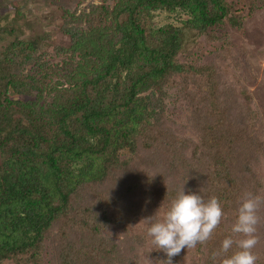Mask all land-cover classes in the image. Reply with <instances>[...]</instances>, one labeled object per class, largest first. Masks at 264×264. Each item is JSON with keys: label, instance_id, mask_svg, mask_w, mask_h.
Masks as SVG:
<instances>
[{"label": "trees", "instance_id": "1", "mask_svg": "<svg viewBox=\"0 0 264 264\" xmlns=\"http://www.w3.org/2000/svg\"><path fill=\"white\" fill-rule=\"evenodd\" d=\"M259 1L261 8L264 0ZM241 3L112 0L110 5L102 0L80 13L62 8L66 17L57 29L68 39L56 48L68 56L62 63L48 50L40 51L51 44L49 31L29 39H20L17 23L0 31V264L27 252L30 263L25 264H43L45 239L56 227L65 250L60 264H104L107 256L119 264V246L113 257L117 243L103 231L126 219L123 209L112 216L110 207L121 201L135 205L133 193L140 184L134 180L147 169L128 171L138 154L147 159L143 167H172L173 182L185 170L190 175L181 183L186 194H200L205 201L215 196L223 216L237 219L238 204L252 183L240 179L260 173L264 140L257 121L248 118L245 126L213 87L231 68L224 55L234 48L228 39L233 29L242 26L246 6ZM171 15L177 19L167 21ZM2 32L16 36L5 44ZM200 38L220 50L205 53L197 44ZM193 44L197 47L189 50ZM203 56L207 61L198 60ZM198 92L206 95L208 106ZM184 102L181 120L170 118V105L184 107ZM166 194L177 196L178 190ZM253 194L261 197L264 190ZM102 202L109 208L93 213ZM74 229L94 237L90 250L72 239ZM228 236L232 232L221 219L211 238L196 244L202 258L193 264H219L213 254ZM236 250L234 245L227 255ZM158 257L166 264L163 250Z\"/></svg>", "mask_w": 264, "mask_h": 264}, {"label": "rangeland", "instance_id": "2", "mask_svg": "<svg viewBox=\"0 0 264 264\" xmlns=\"http://www.w3.org/2000/svg\"><path fill=\"white\" fill-rule=\"evenodd\" d=\"M106 1L111 5L112 0ZM101 2L102 0H0V31L10 26V24L15 25L16 23L19 27L17 35H20V39L32 38L37 35L35 33L38 31H49L46 33L51 38V44L45 48L42 47L40 51L48 50L51 56L54 55L55 62L62 63L68 57L66 53H58L56 50V48H59L61 44L68 40L57 29V26L61 22L64 23L66 17L62 8H70L71 10L77 8L76 11L80 13L89 3L100 4ZM260 2L259 0H243V3L239 4L246 6L245 11H241L242 16L245 14L241 20L242 26L233 29L232 33L235 35H232L228 39H230L234 48L230 52V55H224L232 60L231 68L222 74L221 80H219L218 85L213 87V90L220 92L221 104L226 105L228 110L237 113V118L242 119L245 126L248 123V118L255 119L257 121L258 132L260 133L258 136L264 140V6L261 8L258 7ZM248 10H250V16L247 14ZM19 15H25L26 19L22 22L15 21ZM164 16H166L164 13L160 15V21ZM171 16L170 20L167 18V21H175L177 19L176 16ZM2 33L5 44L11 42L14 36H16L10 35L8 32ZM207 43L204 38H200L197 42L200 47L203 46L205 53H209V55L218 48L220 50L217 44L210 47ZM197 44H193L194 46L192 45L189 50H193V47H197ZM219 55H223L222 51L217 53V59H220V57L218 58ZM215 58L212 55L210 60L215 61ZM198 60L205 62L207 61V57L204 59L203 56L202 59L198 58ZM188 63L193 65L195 62L193 61L191 63V59L189 58ZM30 68L31 64L29 66L27 65L24 73H27ZM197 96L201 103L208 106V101L205 99L206 95L203 92H198ZM184 110L186 111L185 102L184 107L171 104L167 109V113L170 118L181 120V115ZM175 122L173 128L179 129L181 125L176 120ZM194 136L192 135V137ZM141 152V149H139V153ZM146 160L142 154H138L130 163L128 169L129 172H135L140 168L142 170L143 168H147L144 174L143 172L140 174L141 180L139 178L134 180L140 184L137 191L133 193L135 194L133 196L135 205H128L126 201H121L117 203L118 206L110 207V214L112 216L123 209L124 218H126L125 222L123 224H120V222H111L107 229L103 231L104 238L110 237L117 243L114 245L113 257L117 256L118 251L115 250V246H119V264H162L161 257H158L160 249H156V245L152 243V237L148 235V228L156 219L163 217L164 213L170 208L172 201L177 197L176 195H167L166 193L170 189L179 191L181 183L187 179L186 177L190 176L185 170L179 171L183 177L173 182L172 167L164 164H156V166L146 164L143 167L142 164L147 163ZM258 168L260 173L254 171L250 174L251 177L244 175V178L240 179L241 182L244 179L252 182L250 191L248 192L254 193L255 190H264V159ZM155 182L159 184L157 185ZM190 183L191 181L188 180L186 186ZM112 195L115 197L118 195V192L114 191ZM261 197L264 198V195ZM90 201L86 200L89 203ZM95 201H92V203ZM103 205V202L98 204V208H95L93 213L101 215V208L108 207ZM257 215L259 220L255 235L258 242L253 252L260 263V261H264V202L261 203ZM110 221H112V218ZM222 222L223 228L226 231H231L236 219L230 216H223ZM70 232L72 239L76 240L79 246H84V251L90 250L94 237L89 236L87 230L74 229ZM59 234V228L56 227L52 235L45 239L44 248L40 254V259L43 264H60L58 256L61 255L63 244L59 240ZM232 237L233 239L240 238L239 235L233 233ZM185 249V251L182 250L179 254L176 264H193V260L202 258V253L197 252V246ZM157 250L158 252L156 253ZM62 254L65 255V250ZM196 255H200V257ZM29 256L30 254L28 252L23 253L17 255V258L6 260L5 263H30ZM98 257H100L99 251L95 252V258ZM108 260H110L109 256H107L104 264H117L113 260Z\"/></svg>", "mask_w": 264, "mask_h": 264}, {"label": "clouds", "instance_id": "3", "mask_svg": "<svg viewBox=\"0 0 264 264\" xmlns=\"http://www.w3.org/2000/svg\"><path fill=\"white\" fill-rule=\"evenodd\" d=\"M262 202L264 198L251 192L245 193L231 230L240 238L226 237L222 241L220 251L213 254V260L219 256V264H256L257 256L253 249L258 242L255 235L259 220L257 212ZM223 215V207L217 197L212 196L205 201L200 194H186L183 185L163 217L151 223L148 235L152 237L156 249L163 250L166 254V264H173L172 258L179 255L183 249L209 240ZM234 245L237 250L227 255Z\"/></svg>", "mask_w": 264, "mask_h": 264}]
</instances>
